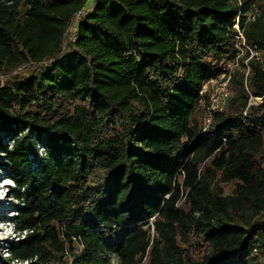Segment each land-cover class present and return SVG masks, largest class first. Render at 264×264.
<instances>
[{"label": "trees", "instance_id": "trees-1", "mask_svg": "<svg viewBox=\"0 0 264 264\" xmlns=\"http://www.w3.org/2000/svg\"><path fill=\"white\" fill-rule=\"evenodd\" d=\"M85 1L0 0L17 232L0 264L264 257V0H92L76 23ZM237 16L259 58L205 124L198 91L235 57Z\"/></svg>", "mask_w": 264, "mask_h": 264}, {"label": "built area", "instance_id": "built-area-1", "mask_svg": "<svg viewBox=\"0 0 264 264\" xmlns=\"http://www.w3.org/2000/svg\"><path fill=\"white\" fill-rule=\"evenodd\" d=\"M92 5V0H86L85 4L81 8V10L78 11L75 22L78 23L79 20L82 19V16L85 12L89 11ZM248 18H252V16H248ZM234 28L236 30V36L234 38V45L236 51V55L233 59L227 61L224 66H222V72L217 77H211L208 79H205L202 81L200 89H199V95H207V111L204 114V123L207 124L211 117V111L215 110H222L227 100L229 99L231 91L229 88V83L231 79V75L233 70L238 66L239 61L241 57L248 52V56L245 63L250 58H259V51L251 45H249L245 40V35L243 34V31L238 26V16L236 17ZM76 27H73L70 33V39L74 40L76 37ZM261 97H255L251 98L249 100L250 104H254L257 101H260ZM39 153L42 154L43 148L39 144Z\"/></svg>", "mask_w": 264, "mask_h": 264}, {"label": "rangeland", "instance_id": "rangeland-1", "mask_svg": "<svg viewBox=\"0 0 264 264\" xmlns=\"http://www.w3.org/2000/svg\"><path fill=\"white\" fill-rule=\"evenodd\" d=\"M1 80L2 78H0V81ZM2 161L3 159L1 158V153H0V177L4 175H8V178L2 179V181H0V253L2 255H6L7 242L16 239L14 234L10 233L11 225L8 222H6V218L14 213L12 210L14 209V205L16 204V201L15 199L11 198L10 196L8 197V195L5 194L7 193L6 192L7 185H5L4 182L9 180L10 183L12 182L10 179L11 172L9 171L8 166L4 165ZM263 261H264V257L262 255L259 256L257 255V257L253 259V261L252 260L247 261L245 264H261ZM111 262L114 263L115 260Z\"/></svg>", "mask_w": 264, "mask_h": 264}, {"label": "clouds", "instance_id": "clouds-1", "mask_svg": "<svg viewBox=\"0 0 264 264\" xmlns=\"http://www.w3.org/2000/svg\"><path fill=\"white\" fill-rule=\"evenodd\" d=\"M10 181V180H9ZM11 182L12 183H10V184H8L7 186H11V187H13L14 186V184H13V181L11 180ZM6 186V187H7ZM7 194V193H6ZM9 196V195H8ZM7 222V221H6ZM10 225H11V228L13 229V233L12 234H14V236L16 237V235H17V232L14 230V228H13V225H12V223L11 222H8Z\"/></svg>", "mask_w": 264, "mask_h": 264}]
</instances>
